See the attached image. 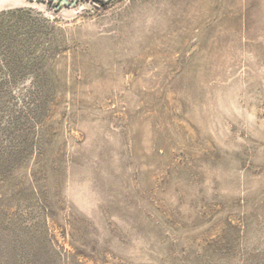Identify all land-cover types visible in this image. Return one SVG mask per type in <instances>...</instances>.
<instances>
[{"label": "rangeland", "instance_id": "1", "mask_svg": "<svg viewBox=\"0 0 264 264\" xmlns=\"http://www.w3.org/2000/svg\"><path fill=\"white\" fill-rule=\"evenodd\" d=\"M58 4L0 0V264H264V0Z\"/></svg>", "mask_w": 264, "mask_h": 264}, {"label": "water", "instance_id": "2", "mask_svg": "<svg viewBox=\"0 0 264 264\" xmlns=\"http://www.w3.org/2000/svg\"><path fill=\"white\" fill-rule=\"evenodd\" d=\"M54 1H59L58 6L54 7L55 10H59L62 5H65V6L71 8V7H74L77 4V0H73L71 2H69L68 0H54ZM105 1H107V0H105Z\"/></svg>", "mask_w": 264, "mask_h": 264}]
</instances>
